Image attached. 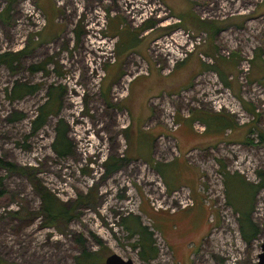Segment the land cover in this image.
Masks as SVG:
<instances>
[{"label": "rangeland", "instance_id": "374dc122", "mask_svg": "<svg viewBox=\"0 0 264 264\" xmlns=\"http://www.w3.org/2000/svg\"><path fill=\"white\" fill-rule=\"evenodd\" d=\"M192 43L177 66L198 60L202 75L169 72L176 65L166 55ZM3 53L15 58L0 64V158L24 171L0 166L1 260L80 264L86 248L98 253L96 264L112 253L136 264H257L264 189L252 212L261 233L247 244L224 178L228 171L258 183L264 171L256 131L264 130V0H0ZM24 85L35 92L14 99ZM50 90L60 93L59 113L34 131ZM202 113H231L237 127L190 126ZM60 119L72 143L63 158L53 148ZM110 158L120 168L108 171ZM39 184L74 208L70 219L50 223ZM127 217L153 232L155 259L140 257Z\"/></svg>", "mask_w": 264, "mask_h": 264}, {"label": "trees", "instance_id": "16d2710c", "mask_svg": "<svg viewBox=\"0 0 264 264\" xmlns=\"http://www.w3.org/2000/svg\"><path fill=\"white\" fill-rule=\"evenodd\" d=\"M10 10L11 8L8 5L6 9L8 15H6L5 17L6 19L9 18ZM120 51L122 52L121 48ZM14 58L15 57L9 53H3L0 55V64H6L9 67H11V65L14 62ZM219 76L222 82L227 87H231V82L228 80L227 75H223L220 73ZM35 90H36L35 86H32L31 89L26 85L19 87L16 86L12 90V97L14 99H21L28 94H33ZM238 97L242 101L244 107L247 109L246 100L241 95H238ZM59 100H60V93L50 90L48 101L39 107L37 115L33 121L34 131L43 128L45 125H47L48 118L50 116L57 115L59 113V111L55 109L56 106L60 103ZM247 110L248 112L253 114V116H255V114L258 116V113H256L254 109H250V110L247 109ZM234 116L231 113H229V115L226 116L221 115L220 113H216L214 115L208 113H202L200 115H196L195 117H192L191 120L188 121L190 123V126H191V122L195 120H198L201 123H203L205 125L206 133L209 131L222 133V132H227V130L229 129L234 130L237 127L236 118ZM178 121H180L179 116H178ZM64 122L65 121L63 119L58 120L56 126V136L53 142L54 150L56 151L57 155L62 158L69 156L72 153L71 152L72 143L69 140L68 128ZM254 131L255 129H251L249 133H254ZM256 131L259 142H264V130L257 129ZM251 142L253 141L251 140ZM118 163L119 160L115 158H110V162L106 164L108 171L111 172L120 168V165ZM2 165H9L12 169H16L17 167L13 163H9V162L4 163L3 159L0 158V166ZM17 169L18 171L21 172L24 171V169H21L19 167H17ZM225 175L226 176L224 178V185H225V195H226L227 203L229 204V206L233 208V210L239 213L238 224H239L241 237L247 244H250L254 239L259 237L261 233L260 225L254 221L252 217V212H253V203H254L255 195L261 189H264V171L258 172V177H259L258 183H252L247 181L246 179L241 177L239 173L231 174L230 172L226 171ZM231 178L234 179L233 190L236 193V199H232V197L230 196ZM35 187L41 198L42 211L44 212V214H46L47 219L50 221V223H54L63 219L67 220L72 217L73 214L72 211L74 210L73 207H68L58 198L57 195L50 192L48 188L41 187V184L35 185ZM169 189L171 188L169 187ZM240 189H242L245 192V196L248 198V202L246 203L245 209L241 208L240 205L237 203L240 200V196L238 193ZM128 218L129 217L123 219V225L126 227V229L130 231L132 236L135 234L139 235L138 243L135 246L141 248L140 257L144 261H150L155 259L158 256V250L156 249V247H154L153 232L149 230L147 226L138 223L137 220H136L137 227H133L128 223ZM97 254L98 253L94 254L92 252H88L87 249L84 248L81 255L77 257L78 263L96 264L99 260ZM0 264H13V263H8L0 259Z\"/></svg>", "mask_w": 264, "mask_h": 264}, {"label": "crops", "instance_id": "0c3cea01", "mask_svg": "<svg viewBox=\"0 0 264 264\" xmlns=\"http://www.w3.org/2000/svg\"><path fill=\"white\" fill-rule=\"evenodd\" d=\"M185 63H187V61H185ZM177 66V65H176ZM174 67V68H172V69H169V72H175V73H177L178 75H195V74H197V75H202V71H201V67L203 68V67H205V65L203 64V63H201L200 61H198V60H195L194 62H192V63H187V65H186V67H184L183 65H178L177 67ZM203 70V69H202ZM171 73H169V74H171ZM150 99V98H149ZM149 101V100H148ZM147 101V102H148ZM186 120V119H185ZM184 122H186V121H184ZM186 128V127H185ZM185 128H182L183 130L185 129ZM182 130V131H183ZM197 144V143H196ZM189 149L190 148H187L186 149V155H185V158L183 159L184 161H186V156H187V153H188V151H189ZM178 150V149H177ZM191 173V172H190ZM191 175H192V173H191ZM182 178H183V174H182ZM192 179H193V181H190L191 182V186H194L195 187V183H196V179L193 177V175H192ZM183 182V181H182ZM181 182V183H182ZM184 184H186V182H183L182 183V185H184ZM174 189V188H173Z\"/></svg>", "mask_w": 264, "mask_h": 264}, {"label": "built area", "instance_id": "2783aa9c", "mask_svg": "<svg viewBox=\"0 0 264 264\" xmlns=\"http://www.w3.org/2000/svg\"><path fill=\"white\" fill-rule=\"evenodd\" d=\"M197 43L201 44V40L197 41ZM194 51H195L194 43L187 46L186 48L178 47L175 51L166 55L167 64L171 67H174L178 62L184 61L189 56V54ZM200 56L204 59H207L203 54H200ZM210 62H213V60L210 59ZM248 69L249 66H247V70Z\"/></svg>", "mask_w": 264, "mask_h": 264}, {"label": "water", "instance_id": "95a60500", "mask_svg": "<svg viewBox=\"0 0 264 264\" xmlns=\"http://www.w3.org/2000/svg\"><path fill=\"white\" fill-rule=\"evenodd\" d=\"M105 264H136L133 259H125L117 253L108 255ZM257 264H264V242L261 244L260 252L257 255Z\"/></svg>", "mask_w": 264, "mask_h": 264}]
</instances>
